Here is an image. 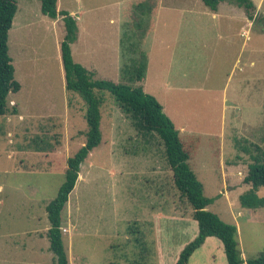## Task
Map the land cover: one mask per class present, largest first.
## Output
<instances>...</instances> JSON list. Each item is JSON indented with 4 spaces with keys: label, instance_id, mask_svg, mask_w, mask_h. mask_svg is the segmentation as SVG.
Segmentation results:
<instances>
[{
    "label": "rangeland",
    "instance_id": "374dc122",
    "mask_svg": "<svg viewBox=\"0 0 264 264\" xmlns=\"http://www.w3.org/2000/svg\"><path fill=\"white\" fill-rule=\"evenodd\" d=\"M16 1L8 54L22 88L8 95L9 111L0 115V264L35 260L54 264L45 249L33 253L48 240L45 244L34 236L27 240L22 231L42 228L41 235L46 236L49 223L44 206L64 181L67 158L85 141L84 104L77 94L66 92L64 71L56 57L58 41L61 44L65 34L63 23L58 28L53 19L42 15L40 0ZM137 1L57 0L58 11L74 18L79 29L72 58L85 69L95 63L96 80L108 77L113 83L135 86L131 71L140 53H145L141 87L161 104L178 130L185 128L180 132L184 140L197 142L190 164L211 201L208 210L236 228L234 218L240 210L237 249L247 260L256 258L264 248V209H243L237 198L250 155L257 148L264 154V0H251L255 9L249 11L251 26H245L250 41L244 53L239 47L246 34L227 46L228 40L218 38L219 24L199 0H155L157 11L152 16L139 15ZM229 3L235 4L233 0L222 4ZM241 9L235 15L245 12L247 17ZM234 21V29L246 23ZM118 37H122L120 45ZM104 97L101 143L81 164L78 187L61 212V232L73 214L80 227L71 235L62 232L64 249L68 255L74 253L76 264H86V256L92 264L115 259L117 264H152L151 240L134 218L144 215V208L160 206L172 209V216L185 214L182 219L187 221L193 220L187 213L192 209L174 196L170 176L164 177V185L147 184L153 168L167 167L161 142L155 134L135 131L110 94L105 92ZM122 169L135 171L126 174ZM132 172L142 175L130 176ZM175 223L171 222V230ZM114 225L118 237L109 239ZM186 226L178 222L176 230ZM180 233L174 234L171 244L188 238ZM111 244L115 246L109 248Z\"/></svg>",
    "mask_w": 264,
    "mask_h": 264
},
{
    "label": "trees",
    "instance_id": "16d2710c",
    "mask_svg": "<svg viewBox=\"0 0 264 264\" xmlns=\"http://www.w3.org/2000/svg\"><path fill=\"white\" fill-rule=\"evenodd\" d=\"M210 11L215 12L218 6L230 0H199ZM235 5L243 7L248 14L255 9L251 0H233ZM135 9L139 15H154L157 11L155 0H138ZM17 11L16 0H0V115L6 114L9 94L20 91V84L14 78V68L8 54V33ZM41 14L50 19L61 18L64 26V38L60 44L61 62L64 71L65 90L75 93L84 104L83 117L87 130L85 141L78 151L66 160L64 181L57 194L46 206L45 212L49 223L46 237L49 251L53 254L55 264H70L64 249L61 232V212L68 202L70 193L77 182L80 166L101 143L100 109L105 104L104 93L112 97L114 104L130 119L132 127L140 133L155 134L163 147V157L171 171V183L176 196L185 201L192 209V219L197 222V236L180 252L176 264H187L189 257L208 237H215L223 245L227 264H264V248L253 259L244 261L237 249L236 227L224 223L206 208L211 201L203 193V186L197 179L190 161L197 142L192 138L183 140L173 122L163 111L161 104L141 87L145 70L146 55L140 53V61L131 71L135 86L113 83L107 80H96L94 73L75 63L72 58L71 45L77 40L78 27L76 20L64 11H58L57 0H40ZM135 19V18H133ZM138 21V19L136 18ZM128 73V72H127ZM12 114L16 111L12 110ZM250 155L247 173L243 183L249 189L238 197L243 209H264V154L258 152ZM174 191V192H175Z\"/></svg>",
    "mask_w": 264,
    "mask_h": 264
},
{
    "label": "crops",
    "instance_id": "0c3cea01",
    "mask_svg": "<svg viewBox=\"0 0 264 264\" xmlns=\"http://www.w3.org/2000/svg\"><path fill=\"white\" fill-rule=\"evenodd\" d=\"M235 6H237V5L232 4V3L226 4V5H223L221 3L215 12H212L209 10L211 12L212 19L217 21V23L219 24L218 28L220 29V32H218V34H219L218 38L221 40H223V39L228 40L227 46H232L234 44L235 38H238L241 34H246V36H247L248 32H247V30H245V26H247V28L251 26V22H250L249 17L244 16L245 12L244 13H238L235 15V12H237L239 10H243L239 6L236 9ZM70 13L72 15L74 14V12H70ZM236 19H238L239 21L246 20V23H243L242 26H240V23H239V28L234 29V22H235L234 20H236ZM61 24H62L61 18H57V19L53 20L54 26H57L58 28H60ZM223 27H226V29L223 30ZM121 38L122 37L117 38V45H120L121 40H122ZM246 38H247V40L246 39L243 40L240 47H239L240 52H242V53H244L245 52L244 50L249 47V45H247L246 43H248L250 40H249L248 36ZM75 44L71 45V53H72V48ZM57 51H58V54L56 55V57L58 58V60L60 62V66H62L61 55H60V42L59 41H58V50ZM87 54L88 53L86 51V55ZM252 64H254V63H252ZM81 65L83 66L82 63H81ZM250 65H251V63H250ZM86 69L90 72H93L94 78L97 79L96 78V77H98L97 76L98 75L97 70H99V68H98V66H96L95 63L86 64ZM115 70H116L117 74L118 73L120 74L119 62L117 63L116 61H115ZM63 77H64V75H63ZM101 79L107 80V81H112L108 77H103ZM144 82H145V79H144ZM64 83H65V81H64ZM21 88H20V90H21ZM184 129H185L184 127H181L179 130L176 128V130L179 132L180 137H181L180 132H184ZM181 138L184 140L183 137H181ZM224 167L225 166L221 163L223 186L226 187L228 178L225 174ZM154 169L155 168H153V171H152L153 173H152L151 178L147 182L148 185L159 183V182L163 183L165 180L164 177H169V176L171 177V171L169 170L168 167H162V169L157 170V171H155ZM101 170H103V169H101ZM128 171H135V170H132V169H128V170L124 169L123 170L122 169V172H125L126 174H128ZM103 172H109V170L104 168ZM167 173H169V174H167ZM126 174H124V175H126ZM139 174L142 175L139 172L129 173L130 176L136 175V177ZM161 176H163V177L160 178ZM80 177L81 176L79 174L78 180L76 182L74 189L76 188V186L78 187ZM155 178H157V179H155ZM163 185H164V183H163ZM243 185H244V187H242V189L240 190L241 192L238 194V197L242 193L246 192L249 189L248 185H245V184H243ZM152 194H154V193H152ZM155 194H156V192H155ZM175 194H176V191L174 193V196H176ZM169 196H170V193L167 194L168 201L170 202ZM68 203H69V201H68ZM45 206H44V208H45ZM164 209H169V208H161L160 206H158V207L155 206V208H154V207L149 206L147 208H144V212H145L144 215L141 213V214H139L140 217L137 216V218L136 217L134 218V222L136 224H139L138 227L143 228V232L141 231V233L144 234V232H145L148 239L150 238V240H151L150 244H151V249L153 252H151L150 261L152 262V264H176V262L179 258L180 252L184 249V247L188 243H190L197 236V233H198V226H197L196 221L191 220V219L184 221V219H182V218L185 217V214L184 215L180 214L182 217H180V215L179 216H172V214L170 213L172 211V209L167 210L168 212H165L166 210H164ZM206 209L208 210V207ZM248 211H251V210H248ZM187 213H189L190 217L192 218V216H191L192 212L189 211ZM189 215H188V217H189ZM45 216H46V212H45ZM242 216H243V213L240 210H237V213H236L235 218H234V224L237 226L236 229H238V218L242 217ZM76 221H77V219H75V215L73 214L72 217L70 218L69 226L66 229L65 233H68L71 235L73 232H76L80 228L76 224ZM172 221L176 222L174 224V226H176V228L178 227V222L187 223V226H186L187 229H185V228L182 229V227H180L176 230V228L173 227L172 228L173 231H172L170 228V224ZM41 231H42V228L34 229V230H23L22 236L24 238H27V240L31 239L34 236L35 240L37 238L41 243H44L45 238L47 239V237L45 235L43 237L41 235ZM171 232H174V234L175 233L181 234L180 232H185V234L187 235L186 237H188V238H182V240H178L177 243L171 244V238L174 236V234L172 233L171 238H170L169 233H171ZM107 236L109 239H110V237H113L114 239H116L118 237L116 225H114L113 230L110 229ZM112 246H115V244H113V245L111 244L109 248H111ZM13 248L16 249L19 247L14 245ZM44 249L47 252L46 253L47 256H49L51 258V262H53L55 264L53 254L51 253L52 255H49V253H50L49 242L47 245L45 244L44 248L42 247V244H40V246L37 249L38 252L34 249L33 253L34 254L35 253L41 254ZM116 249H114V250L116 251ZM239 253H240L241 258L244 261H246L247 260L246 256L243 255V253L240 251H239ZM66 255H68V254H66ZM69 255L67 256L69 263L70 264H76L74 262V258H75L74 253L71 251ZM80 257L81 256L78 257V260H81ZM82 258H83V260L85 259V257H82ZM116 260L117 259L114 260L115 262L107 261L105 264H117ZM140 260H142V259L140 258ZM29 264H38V263L35 260V262L30 261ZM86 264H92V261L88 256H86ZM187 264H227V260H226V256L224 253V248H223L222 243L220 242V240H218L215 237L206 238L204 243L197 250H195L192 253V255L189 257Z\"/></svg>",
    "mask_w": 264,
    "mask_h": 264
},
{
    "label": "built area",
    "instance_id": "2783aa9c",
    "mask_svg": "<svg viewBox=\"0 0 264 264\" xmlns=\"http://www.w3.org/2000/svg\"><path fill=\"white\" fill-rule=\"evenodd\" d=\"M62 232H64V233H65L66 231H65V230H63Z\"/></svg>",
    "mask_w": 264,
    "mask_h": 264
}]
</instances>
